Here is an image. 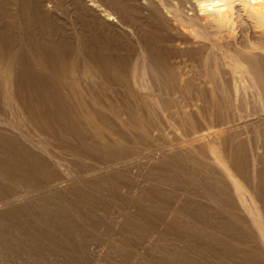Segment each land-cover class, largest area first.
Instances as JSON below:
<instances>
[{
	"label": "rangeland",
	"instance_id": "rangeland-1",
	"mask_svg": "<svg viewBox=\"0 0 264 264\" xmlns=\"http://www.w3.org/2000/svg\"><path fill=\"white\" fill-rule=\"evenodd\" d=\"M119 1L135 10L140 3L146 11L131 9L119 22V14L105 4L113 0H66L60 9H53L58 3L53 0L52 11L47 9L55 22L51 50L44 66L39 61L42 67L7 60L8 55L30 60L27 38L45 33L31 7L25 25L0 13V96L7 125L0 131L5 145L47 160L50 166L39 176L57 179L56 173L65 181L54 190L61 202L44 203L48 195L31 193L0 205L1 215L14 206L20 222L37 232L44 245L34 248L28 240L18 253L6 247L1 262L264 264V101L248 65L251 57L264 63V0H149L159 5L158 13L148 0ZM213 2L220 11H201ZM3 8L0 3V12ZM95 17L102 23H95ZM82 45L100 56L102 75L86 73L88 60L76 52ZM154 48L159 51L158 77L165 84L156 83L142 66L147 50ZM70 61L80 64L74 78L68 72ZM200 91L209 93L217 111L203 109ZM29 114L42 122L52 119L51 128L42 133ZM221 120L224 125L218 126ZM78 130L90 136L77 140ZM112 130L128 136L134 154L118 159L111 153L121 142ZM221 131L216 140L200 139ZM94 132L112 136L111 143L98 140L102 148L96 147ZM110 159L116 161L107 166L117 159L120 164L94 179L118 172L117 179H130L131 190L122 187L115 193L110 186L100 193H81V176L86 181L92 165ZM207 179L216 199L207 198L196 184ZM237 185L243 187L242 196ZM27 203L31 209L24 208Z\"/></svg>",
	"mask_w": 264,
	"mask_h": 264
},
{
	"label": "bare ground",
	"instance_id": "bare-ground-1",
	"mask_svg": "<svg viewBox=\"0 0 264 264\" xmlns=\"http://www.w3.org/2000/svg\"><path fill=\"white\" fill-rule=\"evenodd\" d=\"M57 1H58V3L57 4L55 3V6H53V9L54 8L60 9L63 2L66 0H57ZM76 1L81 2V0H76ZM104 1H107V0H104ZM113 2H115V3H113V4L105 3V4L107 5V8H109L111 10V12L112 11L114 12L112 14H119V16H118L119 22H122L125 19V14L129 13L131 11V9H133L134 10L133 12H135V13H142V12L146 11V6H144L140 3L136 4L137 7L135 10L134 8H129L128 5L121 3L119 0H113ZM148 2H149V0H148ZM0 3L4 5L3 10L0 12V13H2L1 16L11 18L13 23L18 19L20 22H22L21 23L22 25L26 24L25 21L27 20L28 9L30 6L32 11H33V14H34L33 16L37 21V25L39 26L41 31L42 30L45 31L44 34H43V32H40V33L38 32L37 36L35 34V37H34V35H32V36H30L31 38L30 37L27 38V41H26L27 47H28L27 49H29L33 54L32 56H30V58H29L30 60H28L27 58L23 59V58H21V56H11L10 57V55L7 56V60L9 62H12V64H14V62H16V63L17 62L18 63L23 62L22 64L24 66H28L29 63L32 62L33 65L38 66V67L39 66L42 67L41 64L39 63V61H40L42 63V65L44 66V63L46 61L47 50H49V49L51 50L50 40H51L52 30L54 27L53 23H55L53 21V17L48 12V10L50 12L52 11L51 5L53 3V0H0ZM149 4L152 7L154 13H158V11H160L161 8H159V5L154 4L152 1H150ZM12 7H14V8L12 9ZM63 7H64V5H63ZM201 9H202L201 11H203V12H211V11H217V10L220 11L219 5L217 2L204 4V5H202ZM7 11H9V15H5ZM12 12H14V13H12ZM106 16L109 17L108 21L112 20V19L110 20V17H112L110 14H107ZM94 21H95V23H102L101 20H99L97 17L94 18ZM14 26H16V25L14 24ZM10 29H12V28H10ZM87 46H89V45H87ZM87 46L82 45L79 47V49H76V52L79 51V54L82 56V58H85V60H88L86 63H84V64L82 63L84 65L83 67H85L84 70H86V73H90L91 75H93V77L102 75L101 69L99 68L100 64H98V59H97V57H100V56L97 54H94L95 51L89 52ZM156 49L157 48L147 50L148 55L147 54L146 55L148 58L146 57L143 65H142V63H141V65L146 68V74L151 76L150 78L155 79L154 81L156 83H159V85H160V84H163L164 81L163 80L160 81V79L158 77L159 76V71H158L159 69H157L156 62H155V59H156L155 56H156L157 51H158ZM3 55L4 54L1 52L0 57H2ZM101 58H103V57H101ZM79 65L77 64V62L70 61L69 67H68L69 68L68 72H69L70 76L73 77L74 72L76 71V67ZM248 65H249L250 73L252 74V77H253L255 83L257 84L259 95L261 96V98L264 101V63L261 62V60L259 61L257 59V57H251L248 60ZM4 71L6 72V70H4ZM102 71H104V70H102ZM27 75H30V74H27ZM27 77H30V76H27ZM157 79H159V80H157ZM170 88H171V86H170ZM218 89L216 88V91H218ZM74 91H75V89H74ZM206 91H200L197 95V99H199V101L202 103V107L204 110H206V112H215V111H217V105L213 101L212 98L210 99V95ZM212 93H211V95H212ZM1 94H2V92H0V95ZM21 95H24V94H21ZM23 97L24 96H21L19 98L22 100ZM71 97H73V96L71 95ZM77 98H78V96H77ZM17 101H19V100L17 99ZM65 101H69V100H65ZM28 105L33 106L32 103H28ZM77 105H78V103H77ZM82 107H84V106H82ZM29 108L31 109L30 106H29ZM78 109H79V107H78ZM81 110H82V108H81ZM42 115L44 118L45 115L44 114H42ZM73 115H76V118H78L80 120L81 116L79 117V115L76 114L75 111L73 112ZM4 117H5L4 106L2 104V100H1V96H0V126H7L5 123ZM29 119H30V121L33 122V124L39 130L42 131V133H46L47 132L46 129H48V128L50 129L52 126V121H51L52 119L44 118L43 122H42V119L39 116L34 115V114H29ZM95 121H96V117H95ZM223 121L224 120H221V122H220V124H218V126L224 125ZM226 131H228V130H226ZM75 133H76V136H74V137H76L77 140H79L80 138L85 140L86 136L89 135V134H86L85 132H83L82 130L75 131ZM94 133H93L94 135H92V137H93V140L95 139L93 142L95 143L94 145L96 147H101L99 145V141H105V142H108L109 144L111 143L110 141H112L111 140L112 136L106 137L104 135V132H102V133L101 132H94ZM222 133H224V132L221 131L217 136L212 135V134H207V136H204L200 139H204L206 137V138H215V140H216V139H218V136ZM113 135L118 140L120 139L121 142L120 143L118 142V144H117L118 148L116 150L111 151L112 154L117 153L118 159L120 157H122V155H124V156L125 155H131L132 152L134 154V151L131 150L130 147L127 145V144H129L130 141L128 139V136L125 133H121L119 130L118 131L114 130ZM95 141H97V142H95ZM6 142H7V138L0 131V205L7 207V206L11 205L12 203H14V199H15V196L17 194H19L21 196L20 197L21 200H25L26 197L28 195H30L31 193H36V194H40V195L45 193L46 195H48V196H46V198L48 197V199H46V198L44 199L42 197L43 198L42 200L44 203L50 204V202L55 201V200H57V201L59 200L58 202H61L62 199L60 201V195L57 194L60 192H56L54 190L61 183H65V181H60V177L56 173L53 175H55L57 177V179H53V178H50L47 176H39V174H38L39 171H41L42 173L45 174V170L50 166L49 162L47 160H44L43 158H41L39 155H36L33 153L22 152V154H17V153L8 149V145H5ZM9 145H12V144H9ZM118 159H117V163H115L116 165H110V166L106 165L107 163H110L112 161H116V159L102 160L104 163H101V161H98V163H99L98 165H96V166L92 165L90 167L91 171L89 172V173L93 174V175L90 174L91 178L86 179V181H85L84 176H81L83 179V180H81L83 187L79 189L81 191V193L87 191V189H91L93 191H97L100 193L101 189L107 188V190H109L110 186H111L110 191H113L115 193L117 192L118 188H122V187H124L130 191L131 190L130 179H127V176L121 177V179H117L116 176L118 174H116V173H118V172H115L114 174H112L111 176H109L105 180H103V179L95 180L94 179V177L96 175H98L97 173L101 172L102 170L118 166L120 164ZM233 161H236V160L234 159ZM121 169L122 168L116 169V170H118L119 173L122 174ZM107 172H109V171H107ZM33 176H35L37 178V181L34 180L36 183L30 182V180L32 179ZM87 176H89V175H87ZM206 178H208V177H206ZM208 179H210V178H208ZM208 179L204 180V182H201L200 180L196 181V184L200 189H203L205 196L207 198L208 197H209V199L211 198L210 200L216 199V197H217L215 195L216 193L212 189ZM89 181H91V182H89ZM55 182H57V183H55ZM49 183H51V185H49ZM20 186H25L26 191L25 192H20V191L18 192V189ZM49 188L51 190H48ZM237 190L239 191L240 196H242L243 195L242 194L243 193V187H241L240 185H237ZM222 194H223V192H222ZM37 200H40V199L37 198L36 201ZM218 200H220L224 205L226 204L224 197L220 196V197H218ZM220 201H219V203H220ZM37 202H39V201H37ZM39 204H41V203H39ZM36 205L37 204H35V206ZM51 205L54 206L55 204L54 205L51 204ZM13 207L14 206L10 207L11 210L9 213L3 214V215L0 214V256L2 255V251L5 250L6 247H7V249H10V250L13 249L14 251H16L18 253L23 248V245L26 244V242L28 240H31L34 248H36V245L44 246L41 238L39 237V234L37 232L32 231L28 227V225H26V223L20 222L21 219H20L19 212L16 209H14ZM31 207H32V205L30 203H27L24 206V208H26V209H31ZM46 207H48V206H46ZM33 208H35V207L33 206ZM236 220L240 221L239 218H237ZM93 224H94V222H93ZM93 224H90V226L91 225L94 226ZM95 225H97V224L95 223ZM48 245H53L58 251L61 250V252L62 251L66 252L65 249H60L54 243L48 242ZM45 246H47V245H45ZM55 248L52 250L55 251L56 250ZM46 249L48 250V248H46ZM17 253H14V254H17ZM0 264H3L1 262V260H0Z\"/></svg>",
	"mask_w": 264,
	"mask_h": 264
}]
</instances>
